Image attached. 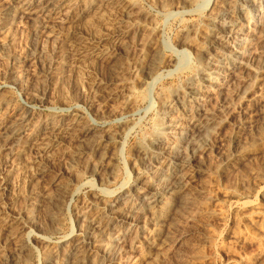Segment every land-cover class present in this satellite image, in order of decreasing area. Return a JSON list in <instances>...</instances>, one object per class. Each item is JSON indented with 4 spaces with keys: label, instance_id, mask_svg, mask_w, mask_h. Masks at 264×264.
Returning a JSON list of instances; mask_svg holds the SVG:
<instances>
[{
    "label": "rangeland",
    "instance_id": "rangeland-1",
    "mask_svg": "<svg viewBox=\"0 0 264 264\" xmlns=\"http://www.w3.org/2000/svg\"><path fill=\"white\" fill-rule=\"evenodd\" d=\"M41 1L0 0V264H69L86 231L82 264H264V0H235L253 14L242 56L235 35H212L229 0H72L49 18L35 11ZM231 55L226 99L202 97L184 110L177 92L200 60ZM197 107L214 111L221 127L210 122L187 148L180 132L164 136L168 149L154 143L158 119L188 120ZM93 124L98 135L85 134ZM61 128L41 151L39 137ZM180 148L189 172L200 161L208 172L192 180L189 201L166 213L149 248H129L150 236L146 189L171 181ZM106 156L110 165L99 167ZM115 198L127 205L110 209Z\"/></svg>",
    "mask_w": 264,
    "mask_h": 264
},
{
    "label": "bare ground",
    "instance_id": "bare-ground-1",
    "mask_svg": "<svg viewBox=\"0 0 264 264\" xmlns=\"http://www.w3.org/2000/svg\"><path fill=\"white\" fill-rule=\"evenodd\" d=\"M112 1V0H111ZM110 1V2H111ZM114 1V0H113ZM8 2V1H7ZM72 2V0H42L40 3L37 4V7L35 8V11L38 13H41L43 15H45L46 17L51 16L52 14L58 13L59 11L62 10V8H64L65 6H69L70 3ZM98 2V1H97ZM100 2V1H99ZM209 2V0L205 1L204 5H207V3ZM261 2V1H260ZM28 3V2H27ZM238 4H235V0H229L226 8L217 14V16L215 17L216 19V28L215 30L212 32L213 37H217L219 34H232L235 35V40L234 42V47H237L238 51L241 52L243 50V41L241 40L240 35L246 30V28H248V26L251 24L252 21V17L250 16V13L248 11V9L243 6V4L239 5V2H237ZM250 3L254 6H256L258 4L257 0H250ZM18 4V3H17ZM107 4V3H106ZM27 5V4H26ZM102 5V4H101ZM131 5V4H130ZM186 5V4H185ZM191 5V4H190ZM97 6V5H96ZM1 7V6H0ZM5 8L3 9V12L6 15H9L12 12V7L10 5L4 6ZM98 7V6H97ZM100 7V6H99ZM3 8V7H2ZM249 8V7H248ZM252 8V7H251ZM70 9V8H69ZM90 9V8H89ZM95 9V8H94ZM98 9V8H97ZM105 9V8H104ZM21 10V9H20ZM15 11V10H14ZM68 11V10H67ZM96 11V10H95ZM102 11V10H101ZM251 11V10H250ZM29 15V10L27 11ZM93 12V11H92ZM252 12V11H251ZM22 13V12H21ZM20 13V14H21ZM63 13V12H62ZM66 13V12H65ZM64 13V14H65ZM222 13L225 14H230L231 17H228V20H222ZM94 14V13H93ZM100 14V13H99ZM19 15V13H18ZM42 15V16H43ZM63 15V14H62ZM140 15V14H139ZM2 16V15H1ZM13 16V15H12ZM35 16V15H34ZM65 16V15H63ZM96 16V15H95ZM145 16V14H144ZM27 17V16H26ZM45 17V18H46ZM52 17V16H51ZM66 17V16H65ZM137 17V16H136ZM142 17V16H141ZM1 18V17H0ZM5 18V17H4ZM16 18V17H15ZM24 18V17H23ZM37 18H40L37 16ZM49 18V17H48ZM255 18V17H254ZM52 19V18H51ZM90 19V18H89ZM98 19V18H97ZM261 19L262 18H258ZM139 20V19H138ZM143 20V19H142ZM6 22V21H5ZM136 22V21H135ZM260 22V21H259ZM137 23V22H136ZM254 24V23H253ZM214 26V24H213ZM256 26V25H255ZM260 26V25H259ZM251 27V26H250ZM254 27V26H252ZM262 28H264V26H262ZM214 29V27H213ZM258 30V29H257ZM262 29L260 28L261 31ZM264 31V30H262ZM245 33V32H244ZM259 33V32H258ZM247 35V34H246ZM250 35V34H249ZM252 35V34H251ZM250 35V37H251ZM220 36V35H219ZM259 37V36H258ZM232 39V37H230ZM264 38V37H262ZM219 39V38H218ZM259 40V38H258ZM245 42V41H244ZM229 43V42H228ZM262 43V42H260ZM212 44V42H211ZM256 44V43H254ZM231 45V44H230ZM254 46V45H253ZM223 47V46H222ZM233 47V46H232ZM229 48V47H227ZM252 47H250L251 49ZM93 49V48H92ZM225 49V48H224ZM234 49V48H233ZM232 49V50H233ZM247 49V48H246ZM258 49V48H257ZM218 50V49H217ZM243 52V51H242ZM242 52H241V56H242ZM217 54V53H215ZM219 54V53H218ZM238 54V52H237ZM235 55V54H234ZM234 55L228 56L226 58V60L224 61H218V60H209V66L206 69L205 64V60H200V64L201 66L198 69V74L195 76L190 77V79L186 82L185 87L183 88V90H179L177 92V97L182 98L183 101H185V103H183V106H185L184 110H186L187 112H191L192 113V101H197L202 97H207V96H213L218 97V99H220L221 101H223L224 99H226V96L224 95V89L225 87L228 89L229 85H227V81L228 78L230 79H234L235 75H236V69L232 70V66L231 64L233 63V59L235 58ZM211 56V55H210ZM214 56V55H213ZM216 57V56H215ZM218 57V56H217ZM238 57V56H236ZM114 58V57H113ZM225 58V57H224ZM117 59V58H116ZM154 59V58H153ZM205 59V58H204ZM211 59V58H210ZM214 59V58H212ZM223 59V58H222ZM239 59V58H238ZM156 60V59H155ZM158 60V59H157ZM235 60V59H234ZM154 61V60H153ZM205 61V62H204ZM158 64V63H155ZM152 63V66L148 68L147 70V75L148 77L151 79V82H155L158 78V73L155 72V67L156 65ZM206 64V65H207ZM247 66V65H246ZM245 67V65H244ZM260 68V67H259ZM264 68V67H262ZM258 69V68H257ZM196 70V69H195ZM235 71V72H234ZM195 72V71H194ZM193 72V73H194ZM244 75V74H243ZM241 78V77H240ZM238 80V79H237ZM232 81V80H231ZM239 81V80H238ZM237 82V81H235ZM234 85V84H233ZM232 85V87H234ZM236 85V84H235ZM230 85V88H232ZM231 92V90H230ZM229 92V93H230ZM258 96V95H257ZM209 98V97H208ZM256 99V94H252L249 97V100H254ZM202 100V99H201ZM215 100V99H214ZM181 101V100H180ZM216 101V100H215ZM219 101V100H218ZM256 101V100H255ZM5 101H3L4 103ZM201 102V101H200ZM217 102V101H216ZM196 103V102H195ZM194 103V104H195ZM170 104V103H169ZM196 105V104H195ZM170 108V106H169ZM194 108V107H193ZM213 108V107H212ZM174 109V108H172ZM213 110V109H212ZM166 111V110H165ZM168 111V109H167ZM166 111V112H167ZM174 111V110H173ZM214 112V111H213ZM210 112L208 110L202 109V108H195V110L193 111V115L190 116V118L188 120L182 119L181 117H172L169 118L167 122L164 121V123L158 119L157 121L159 123L158 126L159 127V131L157 134L156 139L154 140V143L157 145H161L163 148L168 149L170 148V144H168V142H166V138L169 137L172 138V133L174 132H180L183 133L182 137L180 138L181 140V144H184V146L186 145V148L191 144H196L197 143V139L199 138L198 135H201L203 132L206 131L207 124H209L210 122L215 124V127L217 126V128L221 127V123L224 122L223 119H219L216 117L215 112ZM168 113V112H167ZM20 114V113H19ZM22 114V113H21ZM18 115V113H17ZM16 115V116H17ZM163 115V114H162ZM167 115V114H166ZM19 116V115H18ZM25 116V115H24ZM31 116V115H30ZM25 117H20L19 119H21L18 123L21 124V122L24 121ZM30 118V117H29ZM165 118V117H164ZM15 119V118H14ZM167 119V118H166ZM165 119V120H166ZM3 120V119H2ZM9 120V119H8ZM11 121V120H10ZM13 121V120H12ZM16 121V120H15ZM17 122V121H16ZM15 122V123H16ZM31 122V121H30ZM3 123V122H2ZM7 123V122H6ZM11 123V122H10ZM9 123V124H10ZM54 123V122H53ZM65 124V123H64ZM214 124H212L214 126ZM19 125V124H18ZM51 125V124H50ZM54 125V124H52ZM63 125V124H62ZM67 125V124H66ZM87 125V124H86ZM15 127V126H14ZM23 127V126H22ZM24 128V127H23ZM22 128V129H23ZM20 129V128H19ZM97 129L96 125H92V126H87L86 129L84 130L85 134H94L95 130ZM8 130V129H6ZM17 128H15L13 131L11 130V132L13 133L12 136H14L13 138H15L18 135V132H16ZM9 131V130H8ZM7 131V132H8ZM66 129L61 128L60 130H58L57 134L50 132L49 135H45L43 134V137H39V141H41L39 145L40 146V150L41 151H46L51 145L54 144V142H56V140L60 137H58L57 135L59 133H63L65 132ZM1 132V131H0ZM6 132V133H7ZM69 132V131H68ZM98 132V131H97ZM96 132V133H97ZM5 133V131H4ZM5 133V134H6ZM22 133V132H21ZM66 133V132H65ZM95 133V134H96ZM179 133V134H180ZM8 134V133H7ZM94 134V135H95ZM93 135V136H94ZM98 135V133H97ZM96 135V136H97ZM165 135L166 138L164 137ZM205 134H202V136ZM92 136V135H91ZM234 136V135H233ZM61 137H63V135H61ZM1 138V137H0ZM17 138V137H16ZM21 138V137H20ZM87 138H89L87 136ZM91 138V137H90ZM110 137H108L109 139ZM112 138V136H111ZM110 138V139H111ZM114 138V137H113ZM175 139V137H173ZM4 139V138H3ZM10 139V138H9ZM233 142L234 138L231 136L230 138ZM172 140V139H171ZM176 140V139H175ZM4 141V140H3ZM13 141V140H11ZM15 141V140H14ZM20 141V140H18ZM114 142V141H113ZM176 142V141H175ZM235 142V141H234ZM108 143V142H107ZM115 143V142H114ZM0 144L2 145V140L0 141ZM11 144V143H10ZM16 144V143H15ZM18 144V143H17ZM29 144V143H28ZM113 144V143H112ZM174 144V143H173ZM178 144V143H177ZM38 145V144H37ZM156 145V146H157ZM172 145V144H171ZM176 146V145H175ZM38 147V146H37ZM101 147V146H100ZM236 147V146H235ZM102 148V147H101ZM159 148V147H158ZM157 148V149H158ZM185 148V147H184ZM206 148V147H204ZM208 148V147H207ZM206 148V149H207ZM142 149V148H141ZM181 149V148H180ZM179 149V150H180ZM213 148L210 146L207 150H212ZM237 149V148H236ZM153 150V149H152ZM163 150V149H162ZM235 150V149H234ZM240 150V149H239ZM48 151V150H47ZM104 151V150H103ZM102 151V152H103ZM142 153V158H147L149 157V154L147 153V151H143L140 150ZM151 151V150H150ZM164 151V150H163ZM178 151V150H177ZM186 151V150H185ZM152 152V151H151ZM180 157H178L179 159H177L178 165L175 168L174 172H173V176L170 182L162 184L160 187H150L147 190V194L144 196V206H145V210L143 212V216H145L146 218H148L149 221H151L153 223V229L152 232L150 234V236H148L144 242L141 243H137L136 241H134V239L131 240L130 245L128 246L129 248H133L134 250H143V248H149L150 246V238L154 237L155 235L158 234L160 226H162L161 224H163L162 222L164 221V217L166 216V213L169 212L171 210V207L173 205H176V207L181 206V204L184 201H189L187 197L192 196L189 194L190 191V187H191V182L192 180L199 176L205 175L208 170L203 166L202 162H197L196 163V169L193 172H189L188 167L192 164L191 162V158H187L186 156V152L183 151V149H181L180 151ZM178 152V153H179ZM240 152H236L235 151V156H239ZM154 154V153H153ZM175 154V153H174ZM230 156V155H229ZM173 157V155H172ZM175 158V157H174ZM195 158V157H194ZM192 158V159H194ZM224 158V157H223ZM234 158V157H233ZM242 158V157H241ZM101 164L99 165L102 166L104 165H108L110 161H112L111 157H101ZM222 161V159H220ZM224 160V159H223ZM213 163V162H212ZM175 164V163H174ZM219 162H215V167L219 166ZM110 165V164H109ZM176 165V164H175ZM213 165V164H212ZM171 166V165H170ZM223 166V165H222ZM212 167V166H211ZM41 168V167H40ZM172 169V168H171ZM40 170V169H39ZM211 170V169H210ZM43 171V170H42ZM100 172V171H99ZM98 172V173H99ZM211 172V171H210ZM41 173V172H40ZM141 174V171H140ZM138 177V176H137ZM203 177V176H202ZM171 178V177H170ZM125 184V183H123ZM206 190V189H205ZM114 192V191H113ZM116 192V191H115ZM193 193V190L192 192ZM194 195L195 198L200 197L203 193H204V189L203 187H195V191H194ZM118 194V193H117ZM187 194H189V196H187ZM125 196V195H124ZM194 199V198H192ZM191 200V198H190ZM198 200V199H197ZM196 200V203H197ZM141 201V200H140ZM193 201V200H192ZM111 202V201H110ZM108 203V202H107ZM118 203H121L122 206L124 207V205H127L126 203H123L122 201L118 200V198H115L113 200V204H110V209L113 208L115 205H117ZM186 203V202H185ZM189 204V203H188ZM186 205V204H184ZM183 205V206H184ZM107 206V205H106ZM121 205H118L116 208H119ZM121 206V207H122ZM193 206V205H192ZM187 207V206H186ZM107 208V207H106ZM181 208V207H180ZM184 208V207H183ZM105 209V208H104ZM173 209V208H172ZM179 209V208H178ZM107 210V209H106ZM105 210V211H106ZM127 210V209H126ZM176 210V209H175ZM108 211V210H107ZM117 211V209H116ZM112 212V211H110ZM125 212V211H124ZM181 212V211H180ZM105 213V212H104ZM107 214V212H106ZM119 214V212L117 213ZM120 215V214H119ZM103 216V215H102ZM123 216V215H122ZM168 216V215H167ZM143 218V217H142ZM104 219V218H103ZM167 219V218H166ZM174 219V218H173ZM169 220V219H168ZM166 221V220H165ZM97 224L99 223V219L96 221ZM95 222V223H96ZM142 222V221H141ZM140 222V223H141ZM169 225V223H167ZM173 224V222H172ZM171 226V225H170ZM143 227V226H141ZM169 228V227H168ZM139 231V230H138ZM139 234V233H138ZM136 235V234H135ZM140 236V235H139ZM138 238V237H137ZM141 238V237H140ZM91 239L90 236V232L86 231V234L84 236V238L76 241L71 249V251L68 254V263L69 264H82L85 255H86V251L84 248V245ZM143 239V238H142ZM156 240V239H155ZM156 244V243H155ZM161 244V243H160ZM127 245V243H126ZM158 245V244H157ZM122 247V246H121ZM125 248V247H124ZM121 249V248H120ZM124 251L123 249L120 250L119 254H121V252ZM115 258V255L114 257Z\"/></svg>",
    "mask_w": 264,
    "mask_h": 264
}]
</instances>
